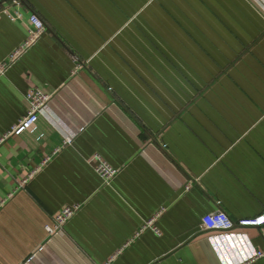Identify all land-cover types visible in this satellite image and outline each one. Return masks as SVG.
I'll list each match as a JSON object with an SVG mask.
<instances>
[{
	"label": "crops",
	"instance_id": "1",
	"mask_svg": "<svg viewBox=\"0 0 264 264\" xmlns=\"http://www.w3.org/2000/svg\"><path fill=\"white\" fill-rule=\"evenodd\" d=\"M34 89L37 129L0 147V264H264V225H203L264 214V0H8L1 132Z\"/></svg>",
	"mask_w": 264,
	"mask_h": 264
},
{
	"label": "built area",
	"instance_id": "2",
	"mask_svg": "<svg viewBox=\"0 0 264 264\" xmlns=\"http://www.w3.org/2000/svg\"><path fill=\"white\" fill-rule=\"evenodd\" d=\"M30 23L27 40L15 54H18L21 49H27L29 45L36 43L47 29L45 22L35 13L30 15ZM48 99V95L38 91L37 89L27 93L26 100L29 104L27 115L20 119V121L15 126H13L11 130L7 132L0 131V147L14 135H20L28 130L35 131L37 129V122L42 114L43 108L48 102ZM65 141L68 144L71 143L72 139L67 138ZM91 162L94 164V169L102 179L104 185L110 184L113 178L119 173L118 168L112 166L108 161L98 154H95L91 158ZM187 187H189V185ZM78 208L79 207L77 206L64 207L57 215H55L53 224L46 226L47 233L52 235L58 231H61L77 212ZM261 217H264V214L255 219L240 220L237 222L233 220L225 211L218 210L214 213L205 215L203 217V225L207 230L229 231L237 225L263 226L264 223H255V221L259 220ZM153 223L154 218L149 220L143 228L151 227L159 234L160 232L158 228ZM256 256H264V251H258Z\"/></svg>",
	"mask_w": 264,
	"mask_h": 264
},
{
	"label": "snow or ice",
	"instance_id": "3",
	"mask_svg": "<svg viewBox=\"0 0 264 264\" xmlns=\"http://www.w3.org/2000/svg\"><path fill=\"white\" fill-rule=\"evenodd\" d=\"M255 223H264V217H261L259 220L255 221Z\"/></svg>",
	"mask_w": 264,
	"mask_h": 264
},
{
	"label": "water",
	"instance_id": "4",
	"mask_svg": "<svg viewBox=\"0 0 264 264\" xmlns=\"http://www.w3.org/2000/svg\"><path fill=\"white\" fill-rule=\"evenodd\" d=\"M6 1H8V0H0V5L3 4Z\"/></svg>",
	"mask_w": 264,
	"mask_h": 264
}]
</instances>
